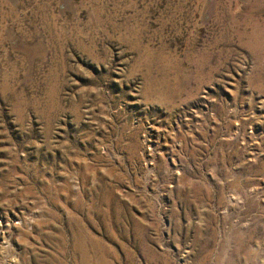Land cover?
Here are the masks:
<instances>
[{
    "label": "rangeland",
    "instance_id": "obj_1",
    "mask_svg": "<svg viewBox=\"0 0 264 264\" xmlns=\"http://www.w3.org/2000/svg\"><path fill=\"white\" fill-rule=\"evenodd\" d=\"M0 222V264H264V0H0Z\"/></svg>",
    "mask_w": 264,
    "mask_h": 264
},
{
    "label": "bare ground",
    "instance_id": "obj_2",
    "mask_svg": "<svg viewBox=\"0 0 264 264\" xmlns=\"http://www.w3.org/2000/svg\"><path fill=\"white\" fill-rule=\"evenodd\" d=\"M2 224V225H1ZM19 224V223H18ZM15 225H16V223H15ZM13 229V225H7V227H6V229H5V227L3 226V223H1L0 222V233L3 231V230H7L8 232L10 231V230H12ZM17 229H18V227H17ZM2 230V231H1ZM11 232V231H10ZM2 234H5V232L3 231V233ZM3 238V237H2ZM5 238V237H4ZM8 244V243H7ZM8 247V246H7Z\"/></svg>",
    "mask_w": 264,
    "mask_h": 264
}]
</instances>
